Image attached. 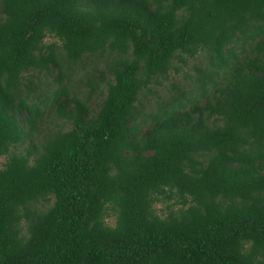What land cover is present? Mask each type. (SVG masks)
Instances as JSON below:
<instances>
[{"label":"trees","instance_id":"obj_1","mask_svg":"<svg viewBox=\"0 0 264 264\" xmlns=\"http://www.w3.org/2000/svg\"><path fill=\"white\" fill-rule=\"evenodd\" d=\"M0 156V264H264V0H0Z\"/></svg>","mask_w":264,"mask_h":264},{"label":"rangeland","instance_id":"obj_2","mask_svg":"<svg viewBox=\"0 0 264 264\" xmlns=\"http://www.w3.org/2000/svg\"><path fill=\"white\" fill-rule=\"evenodd\" d=\"M52 38L47 36L45 40L49 42ZM240 50V47L237 49ZM201 58V59H200ZM92 58H88L85 61L81 62L80 64L76 65V72L71 75L72 80H67V77H65L61 82L65 83L68 82L70 84V88L75 89V91L80 95L82 99H87L92 107H95L96 104L100 102V99L102 97V93L105 92L106 86L105 82L108 80H104L102 83L100 80H98V74L99 71H104V78H110L111 74L108 71V65H106V60L104 57H99V59L96 60V64L91 63ZM201 60V61H200ZM178 64V63H177ZM196 64L198 66H204L206 64L205 59L202 57H195V59H190L187 65H183L182 69L177 73H171L169 79H162V83L155 84L152 83L149 85V88H146L143 90V92L139 96V101L136 103V106L139 107V114L142 115L143 111H148L151 108H155L157 104L162 103L163 101H168L170 99V92L172 89L170 88V81H175L179 87L180 90L187 91L189 88L193 85V81L191 78H186L185 73H189L191 75L196 73V70L192 68V66ZM92 66H94V69H92ZM57 74V70L54 69L50 72L48 76H44L40 74L41 80H38L37 87L35 89L42 91L47 90V92L50 91V89L55 88L58 85V82L53 81V78ZM93 76L95 77V81L98 82V85H100L99 88L93 90L90 85H88L87 82V76ZM36 80V78H33ZM70 79V78H69ZM50 82V86H46V82ZM169 97V98H168ZM44 122H42V128L44 130L52 131L56 129V126L54 124H57L60 122V119L55 116L54 109L47 110L46 115L44 116ZM41 138L40 134L36 136V141H39ZM27 145V141L24 143H20L18 147L16 148L17 151H20L23 149L24 146ZM5 160V156H0V166ZM46 205V204H45ZM156 208L158 210V213L163 217L165 216V211L163 210L164 205L157 203ZM108 220V219H107ZM113 218H110L111 223H113Z\"/></svg>","mask_w":264,"mask_h":264}]
</instances>
